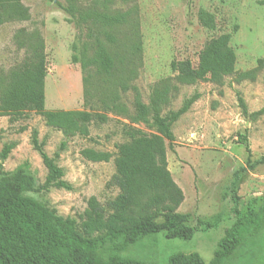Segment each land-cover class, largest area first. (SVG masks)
Returning <instances> with one entry per match:
<instances>
[{
  "label": "rangeland",
  "instance_id": "obj_1",
  "mask_svg": "<svg viewBox=\"0 0 264 264\" xmlns=\"http://www.w3.org/2000/svg\"><path fill=\"white\" fill-rule=\"evenodd\" d=\"M20 2L28 8L30 18L0 26V69L20 63L25 48L19 45L38 33L44 42L47 62L44 109L100 112L96 98L101 93H109L112 87L106 85L108 90L105 89L94 66L89 65L87 73L82 71L81 54L91 57L93 50L87 46L83 51L87 41L84 27L70 22L69 16L58 8L57 4H65L66 0ZM76 3L95 6L111 14L132 11L131 24L119 25L114 29L116 33L113 32L123 44L122 51L129 37L140 44L136 76L130 85L138 90L144 104L149 102L153 89L161 85L171 88L169 104L163 108L162 117L180 108L184 100L197 96L188 112L171 126L172 147L166 150L167 168L184 195L177 212L188 215L195 233L190 240H179L166 239L164 232H160L156 235V244L139 256L166 264L176 253L196 252L205 263L209 262L218 240L235 219L231 212L230 182L232 173L243 166L247 158L241 136L246 138L252 160L264 156V113H257L264 107V0H134L128 4L117 1L106 10L98 0H76ZM199 10L214 15L215 30L199 25ZM223 34L230 37L229 46L236 57L235 73L225 77L220 85L208 81L177 84L170 63L189 60L196 65L203 44ZM73 44L77 47L75 51ZM72 55L77 56V63L71 62ZM241 73H246L247 77L237 81ZM87 74L92 75L94 94L89 104L84 105L83 78ZM119 95L121 104L131 113L133 92H119ZM239 98L246 114L242 112ZM106 115L109 120L104 124L92 123L86 138H65L60 131L45 126L43 119L34 113L13 123L7 117H0V151L4 144H15L2 163V171L11 173L27 162L36 188H40L47 171L29 142L31 131L36 130L45 153L51 158L57 154L56 165L62 169L63 180L71 190L36 189L25 195L53 209L59 216L73 219L79 226L90 197L106 206L119 193L110 180L115 173L116 146L128 141L123 134L124 126L155 133V129L144 124H130L124 117L112 113ZM61 142H65L63 149ZM83 149L108 152L111 158L108 162H91L81 156ZM237 196V216H242L250 206L257 208L264 204V165L241 174Z\"/></svg>",
  "mask_w": 264,
  "mask_h": 264
},
{
  "label": "trees",
  "instance_id": "obj_2",
  "mask_svg": "<svg viewBox=\"0 0 264 264\" xmlns=\"http://www.w3.org/2000/svg\"><path fill=\"white\" fill-rule=\"evenodd\" d=\"M117 1L128 4L134 0H98V3L106 10ZM57 6L69 16L70 22L86 31L83 51L88 46L93 52L91 57L81 54L82 71L87 73L86 68L94 66L105 89L108 90L107 86L112 89L96 98L100 112L46 111L45 46L39 34L34 33L19 45L25 48L23 60L9 69H0V117H7L13 123L34 113L43 119L45 126L60 131L65 138H86L92 123L104 124L109 120L106 113H112L124 117L130 124L141 123L153 128L155 133L124 126L123 134L128 141L116 146L115 173L110 180L119 193L106 206L90 197L79 226L73 219L61 217L25 195L36 189L71 190L63 180L62 169L56 165L57 154L51 158L45 153L38 132L31 131L29 142L47 171L40 188H36L27 162L11 173L2 171V163L15 147L14 143L4 144L0 151V264H157L140 258L139 253L156 244L158 233L164 232L166 239L179 240H190L195 233L188 215L177 212L184 195L167 168L166 150L172 147L171 126L188 112L197 96L184 100L180 108L162 117L163 108L169 104L171 88L156 86L149 102L144 104L138 90L130 85L136 76L140 44L129 37L122 51L123 44L114 34L117 26L131 24L132 11L111 14L95 6H80L76 0H66L65 4ZM29 18L28 8L20 0H0V26ZM197 19L201 27L215 30V17L211 13L199 10ZM229 40V35L223 34L206 41L197 54L196 65L189 60H173L170 68L175 73V82L180 85L200 81L222 84L225 77L235 73L236 57ZM72 49H77L76 44ZM77 61V56L72 55L71 62ZM246 77V73L238 74L237 81ZM91 79L90 74L83 78L84 105L89 104L94 94ZM129 90L133 92L131 113L121 104L119 95ZM238 101L246 114L243 101L240 98ZM257 113H264V107ZM241 143L247 158L243 166L232 173L230 182L231 212L235 219L218 240L211 260L205 263L196 252L176 253L166 264H264V204L257 208L250 206L242 216H237V184L241 174L264 165V156L252 160L245 136H241ZM64 147L65 142H61V149ZM80 154L91 162H108L111 158L108 152L92 149H83Z\"/></svg>",
  "mask_w": 264,
  "mask_h": 264
}]
</instances>
